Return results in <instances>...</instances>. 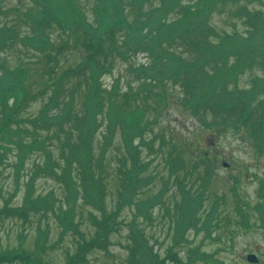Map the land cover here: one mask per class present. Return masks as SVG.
Listing matches in <instances>:
<instances>
[{"label":"trees","instance_id":"trees-1","mask_svg":"<svg viewBox=\"0 0 264 264\" xmlns=\"http://www.w3.org/2000/svg\"><path fill=\"white\" fill-rule=\"evenodd\" d=\"M214 1L94 0L89 18L78 5V0H33L32 8L23 10L15 7L17 21L26 24L31 22L33 35L20 36L11 25L0 27L1 50L11 46L12 42L18 43L21 40L35 49L41 47L46 53L52 51L48 56L52 59V72L57 73L54 95L63 92L67 81H77L80 85L86 78L88 97L82 101L79 110L74 106V91L70 90L61 100L53 97L52 102L43 106L35 116L23 118L29 104L25 101V82L30 78L29 68L13 70L4 67L3 76L0 77V163H7L10 160L9 154L13 155L15 175H18L23 161L33 155V152H40L43 159L37 166H33L34 174L26 183L22 204L14 208L5 205L4 211L0 210V213L6 212L10 217L25 220L29 212H46L53 208L56 200L63 199L64 204L60 203L57 210V219L62 228L76 233V203L79 199L85 201L95 212L102 211L98 218L92 215L93 212L88 213L94 221L96 231L90 238L84 232L78 233L77 252L67 264L86 263L87 259L82 254L87 250L106 249L115 231L124 223L119 220L116 210L110 214L104 211L103 177L106 170L103 161L106 158L104 149L107 144L100 150L96 149L97 154L93 147V137L100 124L106 120L101 119L106 95V92L104 95L102 93L101 77L109 71L112 72L116 58L127 64L129 73L138 83V88L132 90L129 84L123 93V96L130 99V110L122 112L119 105H112L109 111L110 120L109 117L107 119L110 122L108 129L116 127L124 148L123 156H117V173L123 181L122 189L118 193L117 208L125 205L134 208V218L129 224L131 228L136 227V230V219H149L153 203L164 202L168 191V182H165L152 196L143 197L141 193V190L151 185L154 178L148 173L150 161L143 160L141 153L152 152L156 148L155 152L158 154V151L169 146L162 137L146 136L149 125L155 124L160 117L159 104L168 103L170 97L167 90H156L151 84L169 83L179 86L181 92L176 98L183 103L186 110L192 112L200 110L203 105H207L206 108L209 105L219 108L222 104V115L228 117L223 109L228 102L232 100L235 105H242L241 100L247 99L248 91L232 90L228 80L223 77L226 71L221 66L227 68L224 59L233 52L224 46L233 44L236 47L240 43L248 52L255 45L254 38L259 34L258 28L264 26V19H260L244 6L241 9L236 7V16H242L243 21L252 26L253 31L250 28L249 38L254 39V42H250L243 34L226 33L219 43H215L211 40L215 33L209 24ZM3 11L4 8L0 5V14ZM49 19L56 20L68 40L61 34L59 43L55 44L48 33L43 34L41 22L47 23ZM138 54H144L147 62L132 64L131 59ZM243 54L241 50L234 52L240 62ZM236 67L232 65L233 69H230L235 75V70L238 69ZM11 81L15 83H10ZM259 82L261 81L253 84L258 85ZM120 90L119 82L114 81L107 95L116 98ZM149 110L154 114L151 118ZM250 117L251 112L241 111L238 117L232 118L234 122L241 120L244 125H248ZM110 135L106 137V141ZM156 139L160 141L156 144L157 147L154 146ZM53 144L60 146L61 161L54 158ZM168 151L173 155V150ZM202 151L203 149H199L197 153L200 155ZM178 159L176 156L175 159L168 160L170 172L180 168ZM198 169L193 164L187 170L185 178L175 179L179 194L187 197L184 181L187 177L197 179L200 175ZM38 173L56 179L64 188V196L56 198L50 191L42 197H32L33 179ZM214 211L213 209L209 212L210 218ZM97 219L101 220L96 221ZM131 228L132 235L136 230ZM137 231L140 233V230ZM140 247L147 250L145 258L138 260L140 264L160 263V256L148 245L142 244L132 251L138 253ZM37 255V252L27 253L20 249L8 250L0 253V264L16 261L20 264H42Z\"/></svg>","mask_w":264,"mask_h":264},{"label":"rangeland","instance_id":"rangeland-1","mask_svg":"<svg viewBox=\"0 0 264 264\" xmlns=\"http://www.w3.org/2000/svg\"><path fill=\"white\" fill-rule=\"evenodd\" d=\"M93 3L94 0H78V5L89 18L92 15ZM0 5L4 8L3 13L0 14V27L11 25L20 36L33 35L31 22L26 24L17 21L18 14L15 11V7L23 10L32 8L33 0H0ZM242 6L258 15L260 19H264V0H215L209 20L215 33L212 34V41L219 43L226 33L243 34L250 39L252 26L243 21L242 16H236L235 8L241 9ZM41 25L43 34L48 33L55 44L59 43L61 34L68 40L55 19H49L47 23L42 21ZM258 32L259 34L254 38L255 45L248 52L240 43H237L236 47L233 44L229 47L224 46L233 52L224 59L227 68L221 66L222 70L226 71L223 77L228 80L232 90L249 92L247 99L241 100L242 105L241 103L235 105L233 101L225 105L223 109L228 117H224L222 112H214L210 109L188 111L176 98L181 92L179 86H172L169 83L151 84L156 90H167L170 97L168 103H160L159 106L156 104L160 108V117L155 125L148 128L146 136L147 138L162 137L169 146L158 151L160 152L158 154L155 152L156 148L152 152L141 153L143 160L150 161L148 173L154 177L151 185L141 190V193L143 197L152 196L165 182H168L166 187L168 191L164 202L153 203L152 213L148 215L149 219L140 217L135 223L144 231L148 244L153 246L160 256L159 264H175L171 260L172 257L168 256L171 249L185 261L190 259L188 255L192 256V253H189L190 249L202 252L205 256L211 255L212 260L208 258L202 262L197 258L193 259L191 264H211L213 261L217 264H250L246 257L252 253L258 258H252L253 261L257 260L259 264H264V136H261L264 134V41H262L264 26L258 28ZM254 39H250V42H254ZM242 43L246 44V42ZM238 50L244 53L241 62L237 60L238 55H234ZM50 54L52 51L46 53L41 47L35 49L21 40L18 43L12 42V45L5 49H0V77L3 76L4 67L13 70L20 67L29 68L30 78L25 82L27 85L25 101L29 104L22 115L23 118L29 115L35 116L43 106L52 102L53 97L61 100L70 90L74 91V106L77 110L80 109L82 101L88 97L86 78L81 82V86L77 81H67L62 93L53 94L57 73L54 74L51 70L53 64L48 56ZM143 62H147L144 54H138L131 59L132 64ZM113 65L112 72L103 75L100 81L103 95L106 92L101 119L106 120L100 124L99 130L93 137V147L97 154V150L107 144L104 149L106 158L103 161L106 170L103 177L106 207L104 211L110 214L111 211L116 210L119 213V220L124 224L118 227L117 232L115 231L106 249L93 248L82 254L87 259L83 264H131V255L127 247L131 248L133 241L128 233V223L134 218L135 211L132 206L127 205L117 208L118 193L123 186L122 177L117 173V156H123L124 148L116 127L111 129L112 132L108 127L111 106L119 105L122 112L130 110L128 103L130 99L123 96V93L129 84L130 88L135 90L138 88V83L129 73L127 64L120 58H116ZM232 65L238 68L235 70L236 75L230 70L233 69ZM114 81L119 82L121 89L116 98L107 95ZM258 81L261 82L254 86L253 83ZM241 111L251 112V119L248 125L237 129L232 117L235 119ZM148 114L150 118L154 116L151 110ZM200 118L209 122L210 127H202L199 123ZM252 126L254 128L249 130ZM109 134H111L109 140L106 141ZM159 143L160 141L156 139L154 146L157 147L156 144ZM52 149L54 158L61 161L60 146L53 144ZM168 149L173 150V155ZM199 149H203L200 155L197 153ZM39 153L33 152V155L23 161L24 164L18 175H15L13 155L9 154L10 160L7 163H0V210L4 211L5 205L14 208L22 204L26 183L34 174L33 166L34 164L37 166V163L43 160L42 154ZM176 156L179 157L177 162L180 168L170 172L168 160L170 158L173 160ZM224 161L229 164L228 167L222 166ZM193 164L199 168L200 175L197 179L187 177L188 181H184L191 199V202L187 203L186 219H192L193 216L197 224L192 226L184 223L187 229L183 233L182 240L177 242L174 241L175 226L178 222L176 207H180L185 196L182 197L177 192L175 179L185 178L187 170ZM32 187V197H42L50 191L56 198L64 196V188L60 183L43 173L34 176ZM195 199H199L197 205ZM78 201L75 218L78 224L76 233L68 228H62L57 219V210L60 203L64 204L63 199L56 200L53 208H49L46 212H29L25 220L10 217L5 214L6 212L0 213V253L20 249L27 253L37 252L42 264H67L77 252L78 233L84 232L90 238L96 231L94 221L90 219L88 213L93 212L92 215L96 218L102 215V211L95 212L82 199ZM212 208H216L215 217L212 224L205 227L203 221ZM180 211L181 209L178 210V215ZM98 220L101 219L96 221ZM142 242L144 241L138 243Z\"/></svg>","mask_w":264,"mask_h":264}]
</instances>
